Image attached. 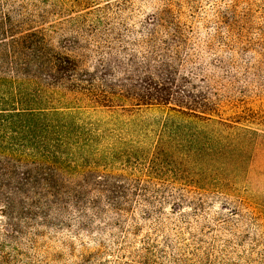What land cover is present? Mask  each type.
Returning <instances> with one entry per match:
<instances>
[{"label":"trees","instance_id":"obj_1","mask_svg":"<svg viewBox=\"0 0 264 264\" xmlns=\"http://www.w3.org/2000/svg\"><path fill=\"white\" fill-rule=\"evenodd\" d=\"M111 11L0 0V264H264V117L223 92L236 61L208 56L236 3L207 56L187 12L154 11L129 69Z\"/></svg>","mask_w":264,"mask_h":264},{"label":"rangeland","instance_id":"obj_2","mask_svg":"<svg viewBox=\"0 0 264 264\" xmlns=\"http://www.w3.org/2000/svg\"><path fill=\"white\" fill-rule=\"evenodd\" d=\"M98 3L103 7L110 3L114 11L109 13V22L117 33L112 38L114 49L111 54L116 64H121L118 69H129V47H132L129 41L133 40L129 28L139 30L140 22L158 9L172 6L175 10L187 12L182 19L193 28L192 41L196 50H200L201 55L205 56L208 54L204 51L206 37L216 26H223L216 23L217 12L236 3L242 20V14L250 9L252 16L242 21L239 19L240 24H236L231 33L225 28L218 29L220 33L216 35L214 49L208 56L232 58L236 61L238 80L234 87L228 82V88L223 89V92L231 96L232 101L239 102L238 98L243 99L244 101L239 102L242 109L250 108L257 117H264V8L261 6L264 5V0H98ZM142 112L148 115L167 113L157 107L143 108ZM109 114L108 111L97 112L101 118ZM219 209L220 205L216 204L213 211Z\"/></svg>","mask_w":264,"mask_h":264}]
</instances>
